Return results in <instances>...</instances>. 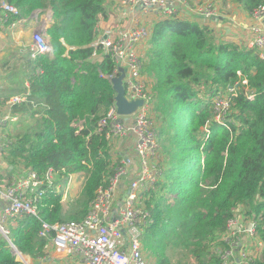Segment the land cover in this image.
Returning a JSON list of instances; mask_svg holds the SVG:
<instances>
[{
	"label": "trees",
	"instance_id": "trees-1",
	"mask_svg": "<svg viewBox=\"0 0 264 264\" xmlns=\"http://www.w3.org/2000/svg\"><path fill=\"white\" fill-rule=\"evenodd\" d=\"M4 1L18 12L6 24L35 11L38 16L50 11L52 22L46 28L51 51L28 61L33 71L28 100L10 110L24 127L8 133L0 181H10L18 169L42 175L52 168V184L36 202L41 219L79 221L119 165L107 126L99 130L115 106L108 78L115 64L109 55L91 61L96 25L107 18L106 0ZM234 1L247 14L264 4ZM149 42L141 73L152 97V126L162 156L154 188L140 196L147 214L143 251L155 264H223L221 254L229 245L220 236L229 219L253 218L264 242V58L183 17L158 20ZM224 96L229 106L219 114L216 101ZM75 174L84 183L68 219L55 186ZM12 222L14 247L32 259L43 256L48 240L40 235L41 222L31 216ZM246 263L264 264V246ZM0 264H23L1 236Z\"/></svg>",
	"mask_w": 264,
	"mask_h": 264
},
{
	"label": "built area",
	"instance_id": "built-area-1",
	"mask_svg": "<svg viewBox=\"0 0 264 264\" xmlns=\"http://www.w3.org/2000/svg\"><path fill=\"white\" fill-rule=\"evenodd\" d=\"M221 1L201 0L192 5L189 0H118L119 28L108 26L103 36L97 33L92 43L93 55H109L115 67L108 78L119 75L123 70L126 99H141L142 104L129 116L118 115L114 106L100 120L99 130L107 126L106 138L111 144L113 142L112 145L130 140L133 153L120 156L113 175L106 185L97 188L89 211L79 221L48 223L41 219L36 202L52 184L55 176L52 168L42 175L30 169H18L19 173L10 181H0V236L8 242L18 261L23 264H148L142 246L147 214L141 206L140 196L145 190L154 188L161 172L157 165L160 145L151 120L153 101L141 73L142 58L158 20L183 17L188 13L203 20L218 19ZM135 7L140 8L139 13L130 17L131 22H128L126 8L133 10ZM17 14L14 6L0 0L2 25L15 27L27 22L28 18L15 19L6 24L11 15ZM248 16L256 25L251 27L252 36L245 46L256 49L264 58V4L255 7ZM44 36L42 29H36L28 46L31 58L51 51ZM248 98L252 99L253 94L250 93ZM220 99L219 114L229 106L227 98ZM26 101L27 94H20L9 98L6 104L13 106ZM16 120L17 116L0 112V170L6 167L2 161V151L7 145L3 140V130L7 122ZM134 163L132 177L128 180ZM55 191L62 192L59 185L55 186ZM24 216L39 220L40 235L48 240L44 255L37 259L20 253L10 239L8 219ZM256 234L253 218L247 220L240 215L229 219L220 236L229 245L221 254L223 263L229 260L232 264H244L257 257L264 242Z\"/></svg>",
	"mask_w": 264,
	"mask_h": 264
},
{
	"label": "crops",
	"instance_id": "crops-1",
	"mask_svg": "<svg viewBox=\"0 0 264 264\" xmlns=\"http://www.w3.org/2000/svg\"><path fill=\"white\" fill-rule=\"evenodd\" d=\"M200 1L201 0H191L190 4L193 5ZM117 7H119L118 0H106L105 10L107 18L98 22L96 25V33L103 36L106 27L111 26L116 28L115 25H118L117 19L120 14ZM139 10V7H135L133 10L126 8V18L128 22H131L130 17H136L138 15ZM41 15L40 18H37L38 11L35 15L32 13L28 17L27 22L20 24L21 26L6 27L7 29L5 27L2 28V23H0V39L4 37L1 31L6 30L9 34L8 38L1 40L3 45L0 47V99L7 97L9 99L12 96L20 94L29 95L28 77L32 75L33 71L28 63L31 58L29 56L30 51L28 46L31 43L32 36L36 32V29H42L45 34L44 37L48 40L46 28L52 22L50 11ZM182 16L183 18H188L204 25H208L213 29L216 36H220L221 33L228 38V40L234 42L237 41L244 46L248 44L252 36L250 31L251 27L256 25V22H252L248 14L240 8L239 3L234 0L221 1V16L218 19L203 20L191 13ZM33 18H36L37 25L33 22ZM10 54H12V57L10 56L9 58H6V56H9ZM103 56L104 55H101L100 53H96L91 56V61L94 62L100 60ZM144 80L146 81L145 78ZM7 100L4 105L0 104V112H9L10 114L12 106L6 104ZM112 146L113 149L115 148L114 151L117 152V159H119L122 154L133 153L130 140L121 141ZM134 168L135 163L131 168L132 171L128 176V180L131 179Z\"/></svg>",
	"mask_w": 264,
	"mask_h": 264
},
{
	"label": "rangeland",
	"instance_id": "rangeland-1",
	"mask_svg": "<svg viewBox=\"0 0 264 264\" xmlns=\"http://www.w3.org/2000/svg\"><path fill=\"white\" fill-rule=\"evenodd\" d=\"M40 16H42V15L37 16V18H40ZM32 20L37 25L36 18H33ZM124 23L125 22H123V24ZM2 26H3L2 28H4V27L6 28L7 27L5 25H2ZM18 26H21V25H18ZM115 26H116L117 29L119 28L118 25H115ZM17 28H19V27H17ZM17 28H16V30H17ZM1 32L4 35V37L0 39V47H2V45H3L1 43V40L2 39H5V38H8V36H9V34H8V32L6 30L5 31H1ZM218 37H219V39L226 38L221 33H220V36H218ZM149 41H150V39H149ZM149 41L147 42L146 53H147L148 49L150 50L151 47H152V44ZM235 42H237V41H235ZM164 46H165V40H162V42H160L158 44V47L162 48ZM146 53H144V56L146 55ZM10 56L12 57V54H10L9 56H6V58H9ZM224 98H227V97L224 96ZM220 100L221 99L219 98L216 101L217 110L220 107V105L222 104V102H220ZM216 118H217V116H216ZM6 126L7 127L4 128V130H3V136H4L3 140L7 142V139L9 138L8 137V133H10V132H12V133L13 132H20V130L24 127V124L19 120V121L7 122L6 123ZM112 144H113V142H112ZM114 153L116 154V157H117V152L114 151ZM160 155L162 156L161 150L159 151V156ZM158 160H159V157H158ZM19 171L20 170H14L13 174L17 175L19 173ZM67 181H69V182H66L65 185L59 184V187L62 190V194H63V198H64V201H63L64 212H63V214H64V216H66L69 219L68 216H71L72 213L76 210V204H75V202H76V199H77V197L79 196V194L81 192V188H82L83 183H84V178L81 175H74V176L72 175V176H69V178H68ZM65 188L68 191L67 190L64 191ZM68 219H65V220H68ZM7 225H8V227L14 225L13 222H12V219H10V218L8 219ZM145 258L148 261V264H155V258L153 256H149V254L147 253V254H145ZM185 261H187V260L185 259ZM225 263L226 264H232V262H229V260H225ZM225 263H223V264H225ZM244 264H246V263H244Z\"/></svg>",
	"mask_w": 264,
	"mask_h": 264
},
{
	"label": "water",
	"instance_id": "water-1",
	"mask_svg": "<svg viewBox=\"0 0 264 264\" xmlns=\"http://www.w3.org/2000/svg\"><path fill=\"white\" fill-rule=\"evenodd\" d=\"M35 11L34 13H36ZM124 71L122 70L119 75L110 79L112 87L115 91L114 105L116 113L120 116H129L133 114L136 109L141 106L142 100H127L125 97V88L123 85Z\"/></svg>",
	"mask_w": 264,
	"mask_h": 264
}]
</instances>
